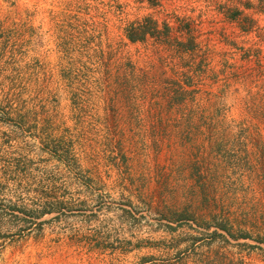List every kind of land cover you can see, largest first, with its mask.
Returning a JSON list of instances; mask_svg holds the SVG:
<instances>
[{"label":"rangeland","instance_id":"374dc122","mask_svg":"<svg viewBox=\"0 0 264 264\" xmlns=\"http://www.w3.org/2000/svg\"><path fill=\"white\" fill-rule=\"evenodd\" d=\"M261 3L0 0V264H264Z\"/></svg>","mask_w":264,"mask_h":264},{"label":"trees","instance_id":"16d2710c","mask_svg":"<svg viewBox=\"0 0 264 264\" xmlns=\"http://www.w3.org/2000/svg\"><path fill=\"white\" fill-rule=\"evenodd\" d=\"M261 2H262L261 3L262 6H261V9L260 10H261V13L264 14V0H261ZM166 28L170 31V26L167 25ZM154 30H155L154 27H152L150 24H147L146 26H143V27H135V25L132 24V25H130V27L127 30L128 38L132 42L144 41L145 40L144 37L147 34L153 35L154 34ZM179 44L182 45L181 43H179ZM33 128H35L37 130H41V128H39L38 126H34ZM56 130L57 129L55 128V126L53 127L52 125H50L49 131L54 132ZM43 132H44V133H42L43 136L44 135L47 136V133H45V131H43ZM51 136H47V138H44L50 144L53 141V138ZM64 139H65L64 136H61V137L58 138V141L61 143L60 145H55V146L54 145H50V148H52V150L54 152H56V154H60V158H66L68 155L71 154L68 151H66V148L64 147L66 145L65 143H63ZM51 212H53V211H51ZM45 214L46 213H44V215ZM38 219H41V217H38ZM212 227L216 228V231H214L212 233V236L213 237L222 238V239H224L229 244H230L229 238H232L235 241L251 239V237H249L247 235H241V236H235V235H233L230 232V230L228 229L227 225H225L223 223H216V224H213V225L209 226V228H212ZM220 231L226 233V235H228V237L225 236V235H223L222 233H220ZM252 240H254L255 242H257L259 245H264V238L252 239ZM246 246H248V245H246ZM258 248H261V247L258 246ZM262 250H264V249H262Z\"/></svg>","mask_w":264,"mask_h":264}]
</instances>
